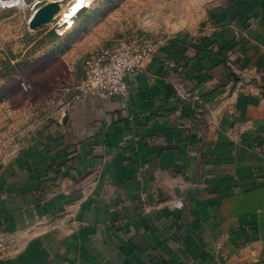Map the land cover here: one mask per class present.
I'll return each mask as SVG.
<instances>
[{
    "label": "crops",
    "instance_id": "1",
    "mask_svg": "<svg viewBox=\"0 0 264 264\" xmlns=\"http://www.w3.org/2000/svg\"><path fill=\"white\" fill-rule=\"evenodd\" d=\"M263 78L264 0H216L127 98L62 89L0 158V264H264Z\"/></svg>",
    "mask_w": 264,
    "mask_h": 264
},
{
    "label": "rangeland",
    "instance_id": "2",
    "mask_svg": "<svg viewBox=\"0 0 264 264\" xmlns=\"http://www.w3.org/2000/svg\"><path fill=\"white\" fill-rule=\"evenodd\" d=\"M33 1L16 9L10 23L0 25V158L14 155L33 126L55 105L62 89L77 83L90 53L133 33L165 38L178 31H195L216 2L91 0L63 22L61 14L73 0H62L51 23L30 29L27 22L37 8L31 6ZM51 29L58 34L55 40L45 37ZM7 55H15L12 63L19 64L3 77ZM33 82L45 86L32 90Z\"/></svg>",
    "mask_w": 264,
    "mask_h": 264
},
{
    "label": "built area",
    "instance_id": "3",
    "mask_svg": "<svg viewBox=\"0 0 264 264\" xmlns=\"http://www.w3.org/2000/svg\"><path fill=\"white\" fill-rule=\"evenodd\" d=\"M38 3L39 0H34L31 6L35 7ZM28 5L29 0H0V8L21 9ZM165 38L154 33H133L117 38L88 55L82 77L71 88H66V91L74 90V100L85 96L127 98L129 88L126 75L135 73L143 63L152 60ZM176 204L181 206L182 202L177 201ZM6 250L5 241L0 239V257Z\"/></svg>",
    "mask_w": 264,
    "mask_h": 264
},
{
    "label": "water",
    "instance_id": "4",
    "mask_svg": "<svg viewBox=\"0 0 264 264\" xmlns=\"http://www.w3.org/2000/svg\"><path fill=\"white\" fill-rule=\"evenodd\" d=\"M62 0H50L37 7L28 19L30 29L49 24L55 19L56 13L61 8Z\"/></svg>",
    "mask_w": 264,
    "mask_h": 264
},
{
    "label": "trees",
    "instance_id": "5",
    "mask_svg": "<svg viewBox=\"0 0 264 264\" xmlns=\"http://www.w3.org/2000/svg\"><path fill=\"white\" fill-rule=\"evenodd\" d=\"M45 37L48 40H55L56 38H58V34H57V32L55 30L51 29V30H49V31H47L45 33ZM15 57H16L15 55H7V57L5 59V62L3 64V66H2L3 77L6 76L7 74H9L10 71H12L13 69H15L18 66V64H19L18 62L17 63H12V60H14ZM228 76H230V74ZM40 86L44 87L45 84H38V83H34L33 82V85H31L32 90H36V88H38Z\"/></svg>",
    "mask_w": 264,
    "mask_h": 264
},
{
    "label": "bare ground",
    "instance_id": "6",
    "mask_svg": "<svg viewBox=\"0 0 264 264\" xmlns=\"http://www.w3.org/2000/svg\"><path fill=\"white\" fill-rule=\"evenodd\" d=\"M2 1L6 2L7 0H2ZM90 2H91V0H73L69 4L68 8L62 12L61 20L63 22L70 21L74 16H76Z\"/></svg>",
    "mask_w": 264,
    "mask_h": 264
}]
</instances>
